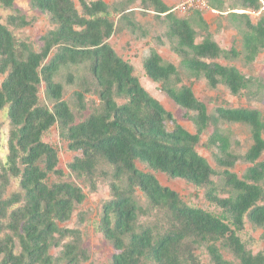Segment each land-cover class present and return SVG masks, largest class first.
<instances>
[{"label":"trees","instance_id":"1","mask_svg":"<svg viewBox=\"0 0 264 264\" xmlns=\"http://www.w3.org/2000/svg\"><path fill=\"white\" fill-rule=\"evenodd\" d=\"M77 1L81 11L75 0H31V8L48 15L55 26L41 38L40 52L18 42L0 22V77H4L0 112L7 110L12 126L9 156L0 175V264L90 260L81 230L60 227L72 220L86 195L72 183H48L51 175L63 176L58 151L44 140L55 126L68 149L81 154L68 166L72 175L93 180L101 163L112 168V199L104 205L99 225L114 250L111 264H200L196 254L200 248L206 249L212 264H230L223 249L240 264H264V250L253 254L239 236L246 221L264 232V115L255 109L225 107L211 115L193 86L185 83V78L205 79L211 89L224 86L233 96H242L251 89L252 79L220 60H236L243 53L223 50L200 11L180 16L163 0H127L115 7L101 0ZM207 1L213 10L226 12L224 0ZM136 3L164 27L165 36L157 37L158 43L168 45L180 59L176 66L154 48L142 63L144 74L187 112L196 127L194 134L151 96L134 65L109 43L122 30L120 24L126 22L135 31ZM0 7L13 12L9 26L31 25L16 8V0H0ZM229 10L227 20L243 36L247 61L254 62L264 50V0H238ZM247 11L259 12V20L254 23ZM64 71L66 84L77 88L74 96L81 112L87 109V95H95L100 103L99 110L79 123L64 100L65 85L60 81ZM43 85L51 108L40 103ZM225 124L250 129L253 145L244 156L232 150L230 136L221 129ZM210 128L214 131L207 148L217 151L221 186L214 180L218 173L197 150ZM240 161L250 165L242 177L233 172ZM138 163L151 172L140 170ZM156 174L205 189L207 201L223 216L188 206ZM12 180L19 181L20 190L6 196ZM60 248L58 257L51 254Z\"/></svg>","mask_w":264,"mask_h":264},{"label":"rangeland","instance_id":"2","mask_svg":"<svg viewBox=\"0 0 264 264\" xmlns=\"http://www.w3.org/2000/svg\"><path fill=\"white\" fill-rule=\"evenodd\" d=\"M78 9L81 11L79 3L75 0ZM88 2L99 0H87ZM109 4L111 7L114 5L125 3L127 0H101ZM171 8L176 7L181 0H164ZM225 1V13L217 14L212 13L210 17V31L214 35L213 37L219 40L220 45L227 50L236 48L243 54L236 60H220V63L225 66L237 67L243 75L252 79L253 85L251 89L240 97L233 96L230 91L224 87L219 86L217 89H211L205 79L200 81H189L185 78L187 85H192L196 97L201 102L205 103L208 107L209 114L216 113L217 108H248L259 110L264 115V50L258 55L254 62H248L245 57V51L243 47V36L239 34L238 30L233 28L227 20L228 12L232 5L238 4V0H224ZM31 0H16V8L20 9L22 13L27 17V20L31 22V25L24 29H16L8 25V17L13 14L12 11L6 10L0 7V22L8 26V28L14 33L18 42L28 44L34 51L40 52L43 47L41 38L48 34L51 30L55 29L51 19L48 15L42 14L39 11L31 8ZM139 3L134 4L132 8L137 9ZM123 8V7H122ZM121 9V8H120ZM242 12V11H239ZM215 14V15H214ZM250 14L252 21L256 23L259 20L260 13L247 11ZM264 14V12H263ZM180 16H187L179 12ZM189 15V14H188ZM223 17V19H220ZM118 17H114L116 21ZM220 19L221 21L219 22ZM134 22L139 26L135 29V33L128 28L126 22L120 24L122 30L118 31L110 40L109 43L113 46L116 52L125 60L132 61L135 67V73L139 77L143 87L157 99L165 109L172 113L176 121L191 133H196V127L194 123L186 117L187 112L177 106L169 97L162 92L161 85L152 82L144 74L143 61L150 53L146 52L141 55L140 49L145 44L144 40L136 39L139 36L150 41L148 43L151 50L156 48L162 53L163 58L167 62H171L176 66H180V59L175 55L171 48L166 45L162 46L158 43L157 37L165 36L164 27L155 21L154 14L144 15L141 11H134ZM228 28V31H227ZM219 29V36H218ZM233 30V31H229ZM236 33V34H235ZM203 38L199 37L198 41H202ZM134 48H136L134 50ZM129 58V59H128ZM67 71L62 73L60 81L65 85L64 100L68 102L72 108V111L76 115L77 122L88 118L95 110L100 109V103L98 98L93 95H87L86 97V111L81 112L77 107V102L74 96V91L77 88L68 86L66 84ZM4 77H0V83ZM193 82V83H192ZM40 103L43 106L52 107L51 103L47 100L45 95V86L40 88ZM193 115V114H191ZM169 129L173 128V124H168ZM221 129L225 130L231 138L232 150L241 156H244L253 145L251 131L244 125H221ZM12 131L10 119L8 117L7 110L0 112V175L4 172V167L7 164L9 156V140ZM214 129L210 128L203 136L200 145L198 146V152L205 157L216 170L218 176L214 178L216 182L221 186V168L218 167L215 154L217 151L215 148L208 149L207 143L210 136L213 134ZM44 140L53 146L59 154V166L58 170L63 172V176L51 175L48 183L55 184L59 182H68L79 186L83 193L86 195L85 202L77 206L72 220L65 224H60L61 228L78 229L82 232V238L85 249H87L90 260L83 264H111V258L114 254L113 247L104 239L99 230V225L102 218L103 207L109 200L112 199L111 185H112V168L105 163H101L98 166L96 176L93 180L87 178H77L72 175L68 166L74 162L76 157H80V153L71 152L68 149L67 143L62 140L60 136V130L58 126L53 127L48 133L45 134ZM264 159V155H263ZM140 170L145 172H151L145 165L139 164ZM250 167L243 161L236 164L233 172L242 177L246 170ZM158 180L163 186L169 187L179 194L182 201L190 207H197L207 212L214 214L217 217H222V210L209 203L205 197V189L197 188L194 185L181 180L171 179L164 174H156ZM19 181L12 180L8 188L6 196H10L14 192H18ZM138 197L143 206L147 205L146 199L139 193ZM146 218H142V222L146 221ZM242 242L246 248L253 254H258L264 250V232L260 228L254 227L249 221H246L244 231L239 234ZM60 249H53L51 254L55 257L60 255ZM223 255L230 264H240V262L231 254L228 250L223 249ZM200 264H212L205 248H200L196 251Z\"/></svg>","mask_w":264,"mask_h":264},{"label":"built area","instance_id":"3","mask_svg":"<svg viewBox=\"0 0 264 264\" xmlns=\"http://www.w3.org/2000/svg\"><path fill=\"white\" fill-rule=\"evenodd\" d=\"M173 11H178L182 14H189L192 11H200L202 13H218L213 10L207 0H181L180 3L173 8Z\"/></svg>","mask_w":264,"mask_h":264},{"label":"crops","instance_id":"4","mask_svg":"<svg viewBox=\"0 0 264 264\" xmlns=\"http://www.w3.org/2000/svg\"><path fill=\"white\" fill-rule=\"evenodd\" d=\"M164 1V0H163ZM165 2V1H164ZM166 3V2H165ZM167 4V3H166ZM136 11H141V9L140 8H137V9H135ZM218 12V11H217ZM234 12V11H233ZM219 14H222V13H220V12H218ZM217 13V14H218ZM229 14V13H228ZM212 12H208V13H205V14H203V17H204V19L208 22V24L210 25L211 24V19H210V17L212 18ZM215 15V14H214ZM220 19H223V17H220ZM220 19H218L219 20V22L221 21ZM137 27L139 26L138 24L136 25ZM227 31H228V28H227ZM229 31H233V30H229ZM134 33H135V31H134ZM232 34H234V31H233V33ZM236 34V33H235ZM220 34H219V29H218V36H219ZM136 39H139V40H144V45L141 47V49H140V53H141V55H143V54H145L146 52H148V53H150V51H151V47L150 46H148L149 44L148 43H151L150 41H147L146 39H144V38H142V35H141V37H139V36H137V37H135ZM215 41L220 45V43H219V40L217 39V37L215 38ZM199 43L201 42V41H198ZM220 47L223 49V50H226V51H229V50H227V48L226 49H224L221 45H220ZM136 48H134V50H135ZM159 52V51H158ZM159 54L162 56V53L161 52H159ZM149 55H147L146 57H148ZM163 57V56H162ZM129 59V58H128ZM164 59V58H163ZM127 61V60H126ZM129 61V60H128ZM130 63H132V61L130 60Z\"/></svg>","mask_w":264,"mask_h":264}]
</instances>
